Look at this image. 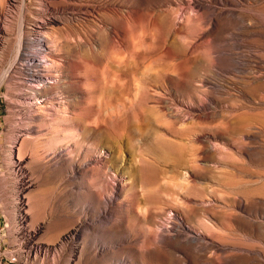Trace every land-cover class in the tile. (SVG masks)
<instances>
[{
	"label": "rangeland",
	"instance_id": "obj_1",
	"mask_svg": "<svg viewBox=\"0 0 264 264\" xmlns=\"http://www.w3.org/2000/svg\"><path fill=\"white\" fill-rule=\"evenodd\" d=\"M0 27V264L20 152L21 264H264V0H0Z\"/></svg>",
	"mask_w": 264,
	"mask_h": 264
},
{
	"label": "bare ground",
	"instance_id": "obj_2",
	"mask_svg": "<svg viewBox=\"0 0 264 264\" xmlns=\"http://www.w3.org/2000/svg\"><path fill=\"white\" fill-rule=\"evenodd\" d=\"M23 26V24H22ZM21 26V32H20V38H19V56L22 53V40H23V27ZM4 28V27H3ZM2 27H0V31H4ZM40 32V31H39ZM37 33V32H36ZM23 55V53H22ZM49 55V54H48ZM37 56L39 57H43V58H37ZM47 57V61L44 60V58L46 59ZM25 61L28 62V64L26 63V65H30V63L33 64V66H35L36 68H41L42 71H44L41 75L35 74L34 72H30V74H27L28 79L27 82H25L24 80L21 81L20 83H22L23 85L25 84L26 87L31 90L28 91L29 95H27V97H25V104L29 103V107H30V111L31 113H35L36 111L38 112V110H41V108L45 107V103L47 101L44 100V96L45 94H43V91H45V89L49 86L48 83H52L53 85L55 84V82H48L46 81L42 76H47V75H54L52 74V66L48 65L47 63H50L49 61L52 62L51 57L45 55V56H40V55H27L25 57ZM24 62V61H22ZM45 63V64H44ZM25 65V66H26ZM34 67V68H35ZM28 71L31 69L30 67L27 68ZM8 74V73H7ZM6 74V77H7ZM1 82V80H0ZM50 87H48L47 89H49ZM31 93V94H30ZM28 106V105H27ZM20 133H24V132H20ZM26 133H29L28 131H26ZM21 136V134H20ZM25 159L24 157H22V153H19L18 159L16 161H14V167L16 169V171L19 174V178L21 183H19V187L17 188L19 191V205H18V209L20 210L23 219L25 220V222L28 224V217H29V212L28 209H26L27 203L24 200V191L30 187V185L32 184V182H30V179H26L27 176V165L25 164ZM14 169V170H15ZM30 219V218H29ZM39 233V228H37L36 226H34L33 228H30V236H31V241L30 243L32 244V247L35 245L37 247L40 248V250L45 251V247L44 244L42 243H38L36 241V237Z\"/></svg>",
	"mask_w": 264,
	"mask_h": 264
},
{
	"label": "built area",
	"instance_id": "obj_3",
	"mask_svg": "<svg viewBox=\"0 0 264 264\" xmlns=\"http://www.w3.org/2000/svg\"><path fill=\"white\" fill-rule=\"evenodd\" d=\"M37 24H41V23H37ZM39 30H34V32L36 33ZM35 35H33L31 38L28 37V39H26V41H24L25 45H23L22 48V52H23V57H26L27 55H32V54H40L41 52L38 51H33L31 50L32 47H37L35 44H33V37ZM39 49V47H38ZM26 55V56H25ZM37 58L39 59L40 57L37 56ZM28 64V62H26ZM17 68L20 70L19 71V75H13L15 76V79L17 80L18 77H26L24 76L27 74H30V72H28L27 70H24V62H21V60L19 59V61L16 62ZM30 67H35L33 66L32 63H30V65H28ZM33 71H36L37 73H41L39 72V70H37V68H33ZM24 73V74H23ZM17 209V208H16ZM17 213L18 216H16L14 224L10 227V231H11V238L13 240H15L17 243L16 245L18 246L16 250L12 251V254L14 255V257L9 260L8 264H21L23 263V261H27L29 260L30 256L32 254L35 253V251L31 248L30 245V241H31V236H30V223L28 221V224L25 222V220L22 217V214L20 212V210L17 209Z\"/></svg>",
	"mask_w": 264,
	"mask_h": 264
}]
</instances>
